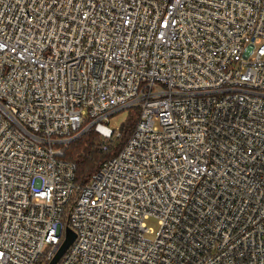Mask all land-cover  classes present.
<instances>
[{"label": "built area", "instance_id": "built-area-1", "mask_svg": "<svg viewBox=\"0 0 264 264\" xmlns=\"http://www.w3.org/2000/svg\"><path fill=\"white\" fill-rule=\"evenodd\" d=\"M129 108L76 183L63 147ZM65 228L52 264H264V0H0V264Z\"/></svg>", "mask_w": 264, "mask_h": 264}, {"label": "trees", "instance_id": "trees-1", "mask_svg": "<svg viewBox=\"0 0 264 264\" xmlns=\"http://www.w3.org/2000/svg\"><path fill=\"white\" fill-rule=\"evenodd\" d=\"M136 112L135 108H129L123 122L109 138L101 139L93 129H88L63 147L62 159L73 163L76 183H85L103 161L120 149L135 122Z\"/></svg>", "mask_w": 264, "mask_h": 264}, {"label": "rangeland", "instance_id": "rangeland-1", "mask_svg": "<svg viewBox=\"0 0 264 264\" xmlns=\"http://www.w3.org/2000/svg\"><path fill=\"white\" fill-rule=\"evenodd\" d=\"M126 111H120L115 113L109 118L108 125L112 128L118 127L126 117ZM145 225L151 230V233L148 234L149 237H153L154 231L157 229L156 220L150 218L145 221Z\"/></svg>", "mask_w": 264, "mask_h": 264}, {"label": "water", "instance_id": "water-1", "mask_svg": "<svg viewBox=\"0 0 264 264\" xmlns=\"http://www.w3.org/2000/svg\"><path fill=\"white\" fill-rule=\"evenodd\" d=\"M73 236L74 235H73L72 231L69 230L68 228H65L63 241H62L60 247L58 248V250L56 251V253L54 254V256H53V258L49 264H52L54 261H56L59 258V256L63 253V251L66 249V247L72 241Z\"/></svg>", "mask_w": 264, "mask_h": 264}]
</instances>
